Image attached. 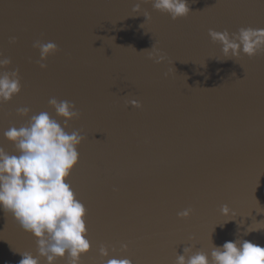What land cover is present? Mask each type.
<instances>
[{
  "label": "water",
  "instance_id": "water-1",
  "mask_svg": "<svg viewBox=\"0 0 264 264\" xmlns=\"http://www.w3.org/2000/svg\"><path fill=\"white\" fill-rule=\"evenodd\" d=\"M187 4L172 20L151 0H0V59L10 60L0 71H18L21 84L0 102V148L15 154L4 132L32 115L63 124L51 98L80 113L65 129L84 137L66 178L86 210L90 250L79 264H176L225 241L264 246V229L245 235L264 228V51L226 58L208 36L264 29V0ZM37 41L58 47L45 69ZM153 44L164 62L147 58ZM24 252L37 256L36 240L0 211V264Z\"/></svg>",
  "mask_w": 264,
  "mask_h": 264
},
{
  "label": "clouds",
  "instance_id": "clouds-1",
  "mask_svg": "<svg viewBox=\"0 0 264 264\" xmlns=\"http://www.w3.org/2000/svg\"><path fill=\"white\" fill-rule=\"evenodd\" d=\"M151 3L153 9L168 14L172 20L185 17L190 11L187 0H151ZM139 11L140 4L137 3L132 12ZM144 17L149 19L148 13L145 12ZM208 36L212 42L219 43L226 58H238L241 54L251 58L264 51V29L242 27L232 34L227 30L209 29ZM33 47L39 50L41 69L46 68L42 61L58 51L57 45L51 41H37ZM147 58L159 64L167 56L153 44ZM9 64V59H0V69ZM20 90L18 71H0V102L9 101ZM126 103L134 108L141 107L135 99ZM48 104L56 116L62 118L63 124L52 119L47 112L32 115L24 126H13L4 132L5 139L14 146L15 154L0 148V211L10 213L21 229L33 236L37 245V256L29 252L19 253L21 259L17 264H40L38 257H43L45 264H56L60 258H66L68 264H79L80 256L90 250L86 238L85 207L66 182L78 162L77 148L84 137L79 131L69 133L65 129L68 121L79 118L80 113L69 101L58 102L51 98ZM17 113L27 115L29 109L20 108ZM190 212L191 209H185L177 215L186 219ZM221 213L229 215L228 207L222 206ZM261 229L264 228L249 227L245 235ZM99 251L102 257L108 255L103 246ZM184 251L187 253L189 249ZM106 264H131V261L109 259ZM176 264H264V246L248 240L225 241L214 246L210 254L197 252L187 259L179 255Z\"/></svg>",
  "mask_w": 264,
  "mask_h": 264
},
{
  "label": "snow or ice",
  "instance_id": "snow-or-ice-1",
  "mask_svg": "<svg viewBox=\"0 0 264 264\" xmlns=\"http://www.w3.org/2000/svg\"><path fill=\"white\" fill-rule=\"evenodd\" d=\"M70 175V174H69Z\"/></svg>",
  "mask_w": 264,
  "mask_h": 264
}]
</instances>
